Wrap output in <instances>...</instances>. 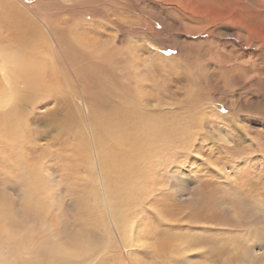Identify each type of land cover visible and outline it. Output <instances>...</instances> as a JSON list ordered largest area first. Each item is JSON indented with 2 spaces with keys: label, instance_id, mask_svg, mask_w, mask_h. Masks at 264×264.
<instances>
[{
  "label": "rangeland",
  "instance_id": "1",
  "mask_svg": "<svg viewBox=\"0 0 264 264\" xmlns=\"http://www.w3.org/2000/svg\"><path fill=\"white\" fill-rule=\"evenodd\" d=\"M0 1L26 13L38 26L36 15L41 13L62 21V29L76 31L88 55L114 67L113 78L100 77L84 99L79 96L78 113L70 124L66 103L58 96L69 100L64 81L53 85L55 94L44 92L37 100L41 104L22 115L23 140H33L24 153L30 164L40 165L29 168L35 177L32 187L43 197L38 215L11 229L14 241L0 235V264H47L57 247L54 242L66 243L68 235L83 229L77 225L83 220L75 216L73 193L77 180L86 178V189L94 194L88 170L95 158L92 144L97 146L98 164L110 162L113 143L108 127L100 123L122 99L120 84L128 90L123 104L134 98L170 127L172 139L167 157L141 161L142 174L116 209V225L131 241V262L264 264V0ZM24 3L32 9H24ZM82 101L99 112L85 113ZM67 167L70 172L63 170ZM150 182L163 187L154 191L158 187ZM3 191L12 213L21 214L19 192ZM217 200L218 205L212 204ZM161 201L173 214L165 220L155 213ZM190 214L197 219L194 223ZM87 216L92 218L91 234L93 228L97 236L106 228L108 232L100 213L90 211ZM26 229L33 232L26 234ZM168 236H174L167 246L171 250L163 261H155L150 254ZM193 238L199 242L192 245ZM19 241L27 244L14 252ZM43 243L49 249L37 260L36 250ZM203 253L212 258H203ZM112 254L108 252L103 264L126 263ZM71 255L74 264H81L77 252ZM94 258L90 264L100 263L99 256Z\"/></svg>",
  "mask_w": 264,
  "mask_h": 264
},
{
  "label": "bare ground",
  "instance_id": "2",
  "mask_svg": "<svg viewBox=\"0 0 264 264\" xmlns=\"http://www.w3.org/2000/svg\"><path fill=\"white\" fill-rule=\"evenodd\" d=\"M6 4L8 2L0 1V235L14 241L17 236L11 229L23 223L25 218L36 217L39 201L43 197V193L39 192L38 188L32 187L35 177L29 168L40 165L39 163L30 164V158L24 153V146L31 145L33 140L32 138L23 140L24 128L20 125L22 115L30 113L32 109L41 104L37 102V100H41L39 96L48 90L54 93L53 85L58 83L62 86L64 81L69 100L64 98L66 95L59 93L58 96L61 101L66 103L68 124H70L72 118L74 120V113H78L76 100L79 99V96L81 95L84 99L89 86L93 82H97L100 77H103L105 81L110 79L114 67L109 63L104 65L102 60L98 61L94 59L95 57L88 55L87 51H84L77 42L76 36H74L76 31L62 29V21H53L45 15L41 16V13V15H36V20L43 27L41 29V26H38L35 21L28 19L26 13L10 7V5L6 6ZM22 5L24 9H32V5L28 6L25 3ZM80 84H83L84 88ZM119 86L123 99L128 90L122 84ZM122 99L117 106L115 105V111L111 112L112 114L104 115L100 123L101 126L108 127V139L115 148L108 156L109 163L101 166L98 164L97 146L92 144L95 158L88 170L93 175L94 194L86 189L89 187L88 179L85 178V181L80 179L81 182L77 180L76 183L78 190L74 191L73 195L76 199L74 208L78 215L75 216L78 220H83L82 223L77 224L81 225L83 229L76 231L73 235L67 233L66 243L59 240L54 242L57 247L52 251V256L48 255L47 264H74L70 259L74 252H77L80 257L81 264H85V262L90 264L96 260L94 257L98 256L100 259L98 264H103L108 252L113 253L112 257L120 256L122 262L126 261L124 264H137L135 261L132 263L129 259L127 245L131 241L129 242L124 237V231L119 230V226L116 225L114 219L117 215L116 209L119 208L122 201L131 195V192H128L130 185L135 183L142 174L141 161L146 157L161 155L167 157L166 155L171 154L168 148L172 139L169 126H164L156 121L154 115L141 109L134 98L128 101L129 105H124ZM85 103L82 104L85 113L99 112L92 109L90 111ZM71 134L73 133L68 135ZM65 140L66 138H64ZM95 159L97 163H95ZM69 164L77 166L74 161L72 163L69 161ZM109 167H112V174L109 172L110 169L108 171ZM63 170L70 172L68 167ZM149 184L152 187H158L154 191H160L163 187L161 183L150 182ZM84 189L85 191H82ZM3 190L19 192L21 214L14 210L12 213L14 208ZM219 202V200L212 201V204L218 205ZM160 204L162 205L161 209L155 212L158 220H165L168 215H173L170 208L167 209L166 203L161 201ZM20 210L18 211L20 212ZM90 211L95 214L100 213V216L108 222V232L106 228L102 236H97L94 228L91 234L92 218L87 216ZM203 217L208 218V214ZM190 219L192 223L197 220L193 215L190 216ZM87 220L90 221L89 225L85 223ZM169 221L176 222L177 220L170 218ZM30 231L33 232L31 229H26L25 233L30 234ZM137 231H139L138 228L134 233L137 234ZM135 234L136 239H133V243L138 239ZM173 237L168 236L165 238L167 241L158 242L156 252L150 254L151 258L153 257L158 262L163 261L164 253L168 254L167 251L171 250L167 246L173 242ZM198 242L199 240L193 238L191 243L194 245ZM24 244L27 242H17L13 247L14 252L21 249ZM32 244L33 242H31ZM43 244L45 245L39 244L38 250H36L37 260L49 249L47 243ZM177 250L180 252V249ZM202 257L205 258L204 253ZM210 258L212 257L206 256L205 259Z\"/></svg>",
  "mask_w": 264,
  "mask_h": 264
},
{
  "label": "snow or ice",
  "instance_id": "3",
  "mask_svg": "<svg viewBox=\"0 0 264 264\" xmlns=\"http://www.w3.org/2000/svg\"><path fill=\"white\" fill-rule=\"evenodd\" d=\"M168 55H171V53H168Z\"/></svg>",
  "mask_w": 264,
  "mask_h": 264
}]
</instances>
